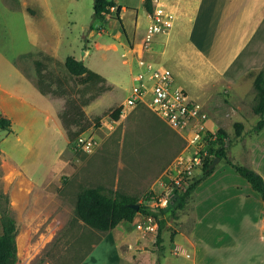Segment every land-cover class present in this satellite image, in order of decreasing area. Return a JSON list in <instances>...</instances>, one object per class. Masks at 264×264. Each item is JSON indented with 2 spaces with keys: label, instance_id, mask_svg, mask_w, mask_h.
I'll return each instance as SVG.
<instances>
[{
  "label": "rangeland",
  "instance_id": "rangeland-1",
  "mask_svg": "<svg viewBox=\"0 0 264 264\" xmlns=\"http://www.w3.org/2000/svg\"><path fill=\"white\" fill-rule=\"evenodd\" d=\"M114 1L121 6L123 25L116 19L115 9L106 19H96L95 0H0V113L13 124V132L0 130V215L9 208L17 223L16 264H116L123 251L128 252L124 256H131L129 242L137 243V252L145 249L156 264L158 260L160 264H185L183 256L187 252L192 255L194 244L209 239L204 232L192 230V197L177 218L171 215L172 207L165 211L162 253L156 244L157 233L136 229V221L144 220L146 214L138 213L135 221L127 224L128 230L120 232L115 228L96 230L78 217L77 196L89 186L105 187L146 204V196L159 191L161 181H168L167 170L186 146L181 134L147 105L126 108L118 121L110 116L129 96L133 75L140 70L135 62L132 65V54L148 61L161 53L163 38L176 25V14L162 0H153L152 14L147 13L142 0ZM132 7L137 13H132ZM157 8L173 16L172 27L148 38L147 28L157 19ZM135 21L141 37L138 41L133 39ZM180 28L188 30L185 25ZM259 40L257 45L264 47V31ZM67 56L83 60L105 80L86 83L85 77L72 76L65 67ZM233 58L232 54L228 57L226 68ZM38 59L45 68L44 86L51 82L57 91L61 85L60 92L65 90L66 95L47 96L38 90L34 64ZM150 61L175 71V86L184 87L207 109L206 125L211 132L219 128L228 132V158L247 166L264 163L263 151L249 144L259 119L253 110L258 102L253 81L264 60L228 82L219 75L206 74V65L193 53L186 36L177 35L166 55ZM51 97L58 100L53 103L63 134L41 164H27L50 124L45 110L55 114ZM236 122H242L243 132L250 135L237 137ZM68 131L78 132L72 142ZM82 136L96 141L92 151L77 147ZM203 167L194 171L192 179L202 176ZM213 169L194 200L211 193L246 192L245 186L253 191L225 159H219ZM120 242L126 244L121 253L107 248V244Z\"/></svg>",
  "mask_w": 264,
  "mask_h": 264
},
{
  "label": "crops",
  "instance_id": "crops-1",
  "mask_svg": "<svg viewBox=\"0 0 264 264\" xmlns=\"http://www.w3.org/2000/svg\"><path fill=\"white\" fill-rule=\"evenodd\" d=\"M142 2L144 3V0ZM162 2L176 14V25L163 38L165 41L163 51L150 56L146 62L153 64L151 59L166 55L170 42L177 35L186 36L193 53L197 55L201 63L206 65V74L219 75L223 79L226 78L228 82L233 83L250 66L264 60V47L257 45L260 33L264 31V0H162ZM129 8L131 9V7ZM133 12L137 13L135 7H132ZM183 25L187 26L189 31L184 29L182 32L180 27ZM137 26L138 23L135 21L133 39L136 41L141 38L137 33ZM238 53L239 55H237ZM231 54L236 59L233 58L232 65L226 68L228 57ZM140 60L137 55L132 54V65L135 62L139 69ZM171 71L174 74L175 71ZM181 88L186 90L184 87ZM211 95L208 96L206 103ZM56 101L58 100L52 98L54 115H51L49 110H45L46 121L50 124H48V129L43 134L41 141L35 146L33 160L27 164H41L55 146L56 138L63 134L64 129L57 120V111L53 103ZM246 133L247 130L242 133L240 138L250 135ZM249 144L258 147L264 153V130L255 134L253 142ZM248 167L256 170L264 178V163L251 164ZM210 178L197 187L192 200L194 206L192 230L204 232L209 239L208 241L199 240L194 244L192 255L185 251L187 254L183 256L185 257L184 263L264 264V202L255 196L256 192L252 188L254 192L249 190V186H245L246 192L211 193L202 200L197 198L194 200L195 196L198 197L199 190ZM261 226H263V231ZM126 227V224H119L115 229L119 232L126 231L128 230L125 229ZM125 245V242L110 243L107 244V248L117 254V249L121 253L122 247ZM128 245L131 256H124V253L128 252L123 251L124 253H121L119 259H116V264H156V261H152L151 255L147 254L145 249L140 252L136 251L138 249L136 242H129ZM174 254L178 256L180 253L175 250Z\"/></svg>",
  "mask_w": 264,
  "mask_h": 264
},
{
  "label": "trees",
  "instance_id": "trees-1",
  "mask_svg": "<svg viewBox=\"0 0 264 264\" xmlns=\"http://www.w3.org/2000/svg\"><path fill=\"white\" fill-rule=\"evenodd\" d=\"M144 8L147 13L152 14L153 0H144ZM113 9L116 10V19L123 25L122 18L120 16L121 6H119L114 0H95L94 16L96 19L104 20L106 16L111 14ZM42 57H46L45 54L40 53ZM36 73L38 76V88L42 94L48 95H66L67 91L60 92L61 85L56 91L55 88L50 86L47 88L45 84V68L43 60H36L34 62ZM65 67L67 71L75 77H85L86 83L104 81L105 78L89 69L83 60L77 59L75 56H67L65 60ZM48 85V84H47ZM253 88L256 93L258 102L254 107V113L259 116L258 122L252 129V133H260L264 130V67L258 72L253 81ZM59 91V92H58ZM123 113V108L120 106L115 109L111 114V118L114 121H118ZM64 119V116H62ZM12 121L7 116L0 113V130H6L13 132ZM235 134L237 137H241L243 133L244 124L242 122H236ZM211 134V132H210ZM78 136V132L68 131L69 140L72 142ZM228 138V132L219 128L215 133V140L211 141L208 146L209 155L211 158H207L203 167V174L199 178L190 179L189 186L186 190L177 192V197L173 200L169 208L172 207L171 215L173 218L178 217V212L186 208L191 197L197 187L211 177L214 173V169L211 168L213 161L216 158L225 159L226 162L233 168V170L243 177L251 186V188L259 194L264 202V178L253 168L246 165H240L227 157V145L226 140ZM151 193L146 196L145 202L149 201ZM136 200L123 194H115L110 189L99 186H89L83 188L78 196L76 203V211L78 217L89 227L99 231H110L123 220L133 222L135 216L138 213L153 216L159 224L157 232L156 244L158 245V251L163 252V230L167 224V217L165 211L156 207H150L147 203L140 204V209L137 211L129 207V204L135 203ZM168 208V209H169ZM0 224L2 230L0 231V264H16L17 257V223L9 208L2 210L0 215ZM158 264L159 260H158Z\"/></svg>",
  "mask_w": 264,
  "mask_h": 264
},
{
  "label": "built area",
  "instance_id": "built-area-1",
  "mask_svg": "<svg viewBox=\"0 0 264 264\" xmlns=\"http://www.w3.org/2000/svg\"><path fill=\"white\" fill-rule=\"evenodd\" d=\"M155 16L157 19L152 20L147 28L148 38L172 27L173 16L167 15L163 8H157ZM139 66L140 70L133 75L134 84L129 96L122 104L123 111L140 104L147 105L186 141L185 150L166 172L168 181H161L160 190L151 191L150 199L146 201L160 210H166L177 197V192L188 188L194 171L204 166L209 156L208 146L215 140V133L206 125L209 114L205 106L191 98L186 90L175 86V77L170 69L144 60L139 61ZM76 145L84 151H92L96 141L82 136L77 139ZM133 222L123 220L119 224L127 226ZM135 226L139 231L155 234L159 224L153 216L146 215L144 220L136 221Z\"/></svg>",
  "mask_w": 264,
  "mask_h": 264
},
{
  "label": "water",
  "instance_id": "water-1",
  "mask_svg": "<svg viewBox=\"0 0 264 264\" xmlns=\"http://www.w3.org/2000/svg\"><path fill=\"white\" fill-rule=\"evenodd\" d=\"M220 158H216V160L213 162V164L211 165V168H213V166L215 165V163L219 160ZM129 207L130 208H133V209H135V210H139L140 209V204L139 203H136V204H134V203H131V204H129Z\"/></svg>",
  "mask_w": 264,
  "mask_h": 264
}]
</instances>
